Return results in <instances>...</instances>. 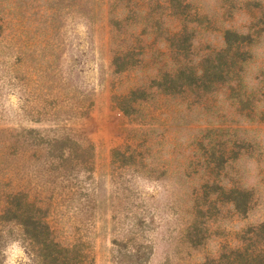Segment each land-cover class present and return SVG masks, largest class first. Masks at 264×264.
I'll list each match as a JSON object with an SVG mask.
<instances>
[{
    "label": "rangeland",
    "instance_id": "obj_1",
    "mask_svg": "<svg viewBox=\"0 0 264 264\" xmlns=\"http://www.w3.org/2000/svg\"><path fill=\"white\" fill-rule=\"evenodd\" d=\"M1 4L0 264H35L5 220L17 193L94 264H201L264 224V0ZM128 52L134 65L115 73ZM207 62L228 71L208 89L150 87L179 68L200 77ZM143 88L124 113L118 99Z\"/></svg>",
    "mask_w": 264,
    "mask_h": 264
},
{
    "label": "trees",
    "instance_id": "obj_2",
    "mask_svg": "<svg viewBox=\"0 0 264 264\" xmlns=\"http://www.w3.org/2000/svg\"><path fill=\"white\" fill-rule=\"evenodd\" d=\"M2 17L0 15V38H3L5 31V22H3ZM229 36H231L230 33H228V36L226 34L225 38L229 39ZM137 55L134 52H128L116 56L113 61L115 73H120L133 66V61ZM217 68L218 66L213 67L210 62H207L200 77L196 75L194 70L186 71L179 68L174 72L167 71L162 74L160 79H153L150 87L157 88L166 95L179 94L187 89L199 86L208 89L213 83L223 81L226 72L228 73L226 70L225 72L223 70L216 71ZM148 96L150 95L144 88L132 90L127 97L119 98L117 105L124 113L129 114L135 111L133 106L135 102L145 101ZM88 105L91 106V103L89 102ZM82 115L74 112V114H69V117L62 119L57 114L55 119L59 123L61 120L69 121ZM53 142L69 149L80 147L78 142L70 137L62 136L54 139ZM86 163L89 164L88 161ZM88 169V171H91L90 167ZM244 196V192L238 190H230L227 194L228 200L234 204L236 210L241 214L247 212V203ZM7 203L5 220L19 226L25 251L35 264H94L90 246L83 242L67 245L58 240L43 208L38 207L33 202H28L19 193L8 196ZM241 241L244 243L243 246L224 248L217 258L206 259L201 264H264V224L257 227H248L241 237Z\"/></svg>",
    "mask_w": 264,
    "mask_h": 264
}]
</instances>
